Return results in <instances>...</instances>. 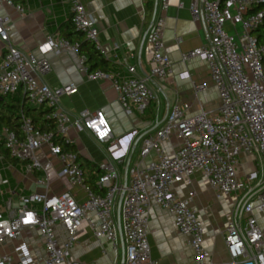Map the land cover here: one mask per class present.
<instances>
[{
    "label": "built area",
    "instance_id": "obj_1",
    "mask_svg": "<svg viewBox=\"0 0 264 264\" xmlns=\"http://www.w3.org/2000/svg\"><path fill=\"white\" fill-rule=\"evenodd\" d=\"M63 1L69 6L75 30L109 61L116 58L117 55H107L99 39L97 23L82 0ZM159 4L160 10L156 12L148 35L152 67L145 76H139L136 65H130L126 59L122 61L124 72L91 70L87 56L80 53L78 42L54 35L47 36L40 48L44 55L38 57L33 51L10 41L11 28L0 16V95L21 93L32 106L47 104L51 110L48 117L55 123L54 131L41 132L35 129L30 117L22 114L21 134L4 128L0 132V150L4 148L11 158L26 161L27 169L32 171L42 169L34 152L47 145L50 155L62 163L60 175L84 194L83 200H78L69 190L53 194L48 189V176L42 177L44 191L21 195V206L12 215L0 213V245L18 239L24 229L36 230L43 255L35 256L31 245L21 240L11 254L0 255V264H85L69 257L84 221L88 222L96 239L106 240L116 252L121 240L117 207L122 194L123 264H156L148 242L152 203L169 211L176 228L189 237L192 264H207L210 254L204 245L205 228L191 206L193 193L181 198L174 190L176 184L196 174L207 179L217 200L233 199V206L226 215L224 236L231 264H264V228L255 215L259 213L264 217V33L261 32L264 0H190L191 16L204 24L208 43L185 53L182 58L187 61L198 56L206 60L211 81L218 91L219 106L213 112L202 110L189 116L188 103L174 104L163 124L143 136L138 158L128 168L126 188L114 163L106 160L99 164L101 174L97 185L100 191H94L86 182L77 151L64 150L57 143L62 139L73 144L68 136L69 129L84 128L96 141L106 144L109 154L121 149L120 141L113 137L112 128L101 110H86L71 117L62 109L60 98L71 95L76 86L71 83L52 87L41 80L51 69L45 54L63 51L77 54L80 72L89 80H111L126 113L136 110L144 114L157 98L149 80L165 79L172 71L163 40L169 0H159ZM3 7L24 13L23 4L17 0H0V9ZM118 48L119 45L114 44V49ZM157 87L164 90L165 85L157 84ZM207 87L206 83H194L195 96ZM173 135L178 137L180 144L168 154L162 143ZM23 149L30 155H24ZM253 152L258 154L262 173L258 182L254 178L244 180L238 174L240 156ZM152 153L156 158L146 162ZM58 226L66 233L64 243L60 240Z\"/></svg>",
    "mask_w": 264,
    "mask_h": 264
},
{
    "label": "crops",
    "instance_id": "obj_2",
    "mask_svg": "<svg viewBox=\"0 0 264 264\" xmlns=\"http://www.w3.org/2000/svg\"><path fill=\"white\" fill-rule=\"evenodd\" d=\"M17 2L23 4V14L8 7L0 9V16L11 28L10 41L41 57L44 54L40 48L47 36L63 37V34L69 31L68 22L71 17L69 6L63 0H17ZM82 2L97 23L99 39L107 55H117L110 60L107 72H124L122 61L126 59L130 65H136L139 76H145L152 67L148 35L156 0H82ZM189 6L190 0H169V7L165 13L163 40L171 60L172 71L165 79L149 80L155 88L157 98L144 114L136 110L130 114L126 113L117 99L111 80H89L80 72L77 54L68 51L45 54L51 69L41 77V80L52 87L71 83L76 86L71 95L60 98L62 109L71 117L86 110L90 112L101 110L112 128L113 137L120 141L121 149L111 155L106 150V144L96 141L88 130L73 127L69 129L68 136L74 141L75 151L80 155L79 163H85L87 160L90 163L84 168L86 178L96 173L92 170L93 166L99 168L100 163L110 160L116 166L124 184L126 165L130 156L129 167L138 158L143 136L152 133L163 124L174 104L188 103L189 116L199 114L202 110L213 112L218 108L219 95L211 81L206 60L198 56L187 61L182 58L185 53L208 43L204 24L193 20ZM157 10H160L159 0L156 12ZM114 44H118L119 48L114 49ZM194 83H206L207 90L196 97ZM157 84H164V90H160ZM179 144L180 140L173 135L170 140L163 142L162 146L166 153L171 154ZM22 153L30 155L27 149H23ZM34 153L42 169L29 171L26 161L11 158L4 148L0 150V213L3 216L12 215L21 206L19 201L21 195L44 191L45 187L40 182L44 176L49 178V192L60 194L69 190L76 194L78 200L84 198L79 187L72 186L60 175L62 163L50 155L47 145ZM257 156L255 152L240 156L238 167L240 178L247 180L256 176L247 173L245 168L246 161L252 159L255 160V166L262 177ZM155 158V153H152L146 162ZM127 178L129 179L128 171ZM174 190L181 198H187L190 192L193 193L191 206L197 211L205 228L204 245L210 254L207 264H231L224 236L226 215L233 206V199L217 200L207 179L200 174L176 184ZM255 215L264 228V217L259 213ZM90 217L94 219L93 216ZM57 228L60 240L64 243L66 233L62 226ZM77 236V243L69 252L70 258L85 264L94 262L110 264L115 261L121 263L120 239L115 252L106 240L94 237L87 221L83 222ZM21 240L31 245L35 256L43 255L39 234L36 230L30 229H24L18 239L0 245V255L11 254L14 246ZM148 242L151 258L156 264H192L193 251L189 245V237L176 228L172 214L156 203H152L149 209Z\"/></svg>",
    "mask_w": 264,
    "mask_h": 264
},
{
    "label": "trees",
    "instance_id": "obj_3",
    "mask_svg": "<svg viewBox=\"0 0 264 264\" xmlns=\"http://www.w3.org/2000/svg\"><path fill=\"white\" fill-rule=\"evenodd\" d=\"M256 9H259V6H257ZM68 25L69 31H66L63 34V37L71 42H78L80 44V53L87 56V63L89 64L91 70L102 69L107 72L110 61L104 58L100 52L95 49L94 45L84 38V35L81 32L75 30L71 18ZM261 32L264 33V27ZM50 112L51 110L47 104L32 106L29 103L27 96L24 94L18 93L15 95H0V132L6 128L8 131H13L20 135L22 114L32 119L35 129L41 132L54 131V120L48 117ZM57 143H59L64 150L75 151L74 144L66 143L62 139H58ZM89 165L90 163L88 160L85 163L80 164L83 169ZM92 170L96 171V173L92 174L89 178H86V182L94 191H100L97 185V180L101 174V170L98 166H93Z\"/></svg>",
    "mask_w": 264,
    "mask_h": 264
},
{
    "label": "water",
    "instance_id": "obj_4",
    "mask_svg": "<svg viewBox=\"0 0 264 264\" xmlns=\"http://www.w3.org/2000/svg\"><path fill=\"white\" fill-rule=\"evenodd\" d=\"M156 9H157V0H156V6H155L153 20L155 18ZM130 161H131V156H130V158H129L128 162H127V165H126V177H125L124 188H126L127 183H128L127 171H128L129 165H130ZM122 195L119 198L118 207H117L118 229H119V233H120V237H121V244H122L121 264H123L124 263V260H125V256H124V241H123V236H122V231H121V223H120V210H121Z\"/></svg>",
    "mask_w": 264,
    "mask_h": 264
},
{
    "label": "rangeland",
    "instance_id": "obj_5",
    "mask_svg": "<svg viewBox=\"0 0 264 264\" xmlns=\"http://www.w3.org/2000/svg\"><path fill=\"white\" fill-rule=\"evenodd\" d=\"M245 165H246L245 168H246L247 173L255 174L256 175L254 177V179L256 180L255 182H258L261 178V174H260V171L258 172V170L255 166V160H253V159L247 160Z\"/></svg>",
    "mask_w": 264,
    "mask_h": 264
},
{
    "label": "snow or ice",
    "instance_id": "obj_6",
    "mask_svg": "<svg viewBox=\"0 0 264 264\" xmlns=\"http://www.w3.org/2000/svg\"><path fill=\"white\" fill-rule=\"evenodd\" d=\"M103 122V121H102Z\"/></svg>",
    "mask_w": 264,
    "mask_h": 264
}]
</instances>
